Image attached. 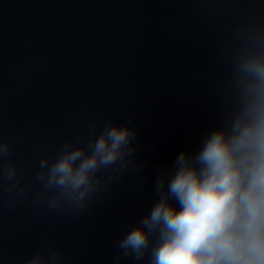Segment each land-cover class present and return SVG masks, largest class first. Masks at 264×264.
Segmentation results:
<instances>
[{
	"label": "clouds",
	"instance_id": "9594fccd",
	"mask_svg": "<svg viewBox=\"0 0 264 264\" xmlns=\"http://www.w3.org/2000/svg\"><path fill=\"white\" fill-rule=\"evenodd\" d=\"M221 56L217 121L156 165V199L115 241L116 264H264V24H235ZM137 136L129 122L93 121L86 142L81 133L49 153L42 141L33 169L14 160L13 140L0 132V197L15 209L33 193L34 208L82 214L126 173L143 171ZM61 255L41 250L23 264H60Z\"/></svg>",
	"mask_w": 264,
	"mask_h": 264
}]
</instances>
